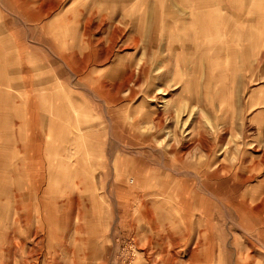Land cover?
<instances>
[{"label":"rangeland","instance_id":"rangeland-1","mask_svg":"<svg viewBox=\"0 0 264 264\" xmlns=\"http://www.w3.org/2000/svg\"><path fill=\"white\" fill-rule=\"evenodd\" d=\"M0 264H264V0H0Z\"/></svg>","mask_w":264,"mask_h":264},{"label":"bare ground","instance_id":"bare-ground-1","mask_svg":"<svg viewBox=\"0 0 264 264\" xmlns=\"http://www.w3.org/2000/svg\"><path fill=\"white\" fill-rule=\"evenodd\" d=\"M181 109H178V118L180 117Z\"/></svg>","mask_w":264,"mask_h":264},{"label":"crops","instance_id":"crops-1","mask_svg":"<svg viewBox=\"0 0 264 264\" xmlns=\"http://www.w3.org/2000/svg\"><path fill=\"white\" fill-rule=\"evenodd\" d=\"M102 61V60H101Z\"/></svg>","mask_w":264,"mask_h":264}]
</instances>
